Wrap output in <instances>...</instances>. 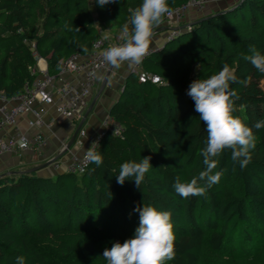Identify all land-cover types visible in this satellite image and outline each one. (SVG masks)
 <instances>
[{
	"label": "trees",
	"instance_id": "1",
	"mask_svg": "<svg viewBox=\"0 0 264 264\" xmlns=\"http://www.w3.org/2000/svg\"><path fill=\"white\" fill-rule=\"evenodd\" d=\"M188 1L168 0L169 10ZM140 2L117 0L101 8L94 0H0V91L11 97L32 83L37 57L54 74L70 55H88L101 31L122 33ZM164 21L153 30L170 31ZM182 26L175 37L167 32L139 65L159 83L140 81L134 71L125 78L108 113L122 130L100 135L94 146L100 166L88 162L80 174L0 175V264H15L19 255L25 264H106L104 249L133 235L139 223L133 208L142 203L171 214L175 255L164 264H203L206 251L230 256L243 246L264 264V127L252 129L255 147L245 167L225 149L213 158L212 174L219 172L220 180L203 195L183 198L173 188L177 179L186 182L207 167L201 155L207 132L186 94L193 79L227 64L236 76L229 85L236 92L233 116L250 127L264 120V74L243 59L249 45L264 52V0H234L189 29ZM144 156L152 167L141 189L128 180L118 184L120 164ZM252 231L262 239L255 241Z\"/></svg>",
	"mask_w": 264,
	"mask_h": 264
},
{
	"label": "clouds",
	"instance_id": "2",
	"mask_svg": "<svg viewBox=\"0 0 264 264\" xmlns=\"http://www.w3.org/2000/svg\"><path fill=\"white\" fill-rule=\"evenodd\" d=\"M103 8L117 0H94ZM169 12L168 0H141L131 10L130 20L122 25L123 42L105 49L102 53L104 61L113 66L127 62L138 65L145 56L153 29L159 25ZM68 27V25H65ZM78 31L80 29L76 27ZM71 30V29H69ZM259 73L264 74V52L254 45H249L248 54L243 56ZM236 76L225 64L221 70L206 77L193 79L186 89V94L194 102V110L199 120L204 123L207 132L205 147L201 150L205 170L188 181L177 179L173 188L183 198L190 195H203L206 187H211L220 180V173L212 174L215 167L213 158L225 149H231V159L245 167L251 157L250 150L255 147L253 128L264 127V120L256 121L251 127L233 116L232 100L236 92L229 91L230 82ZM84 157L97 167L103 163L102 155L94 147L85 149ZM152 164L150 157L144 156L139 161L129 160L120 164L116 182L123 185L126 180L134 182L141 189L145 174ZM203 182V186L201 183ZM138 213L139 223L132 236L123 242L114 240L111 247L102 253L106 264H164L175 255V234L171 222V214L167 210L158 209L152 204L137 205L133 208ZM15 264H25V258L19 255Z\"/></svg>",
	"mask_w": 264,
	"mask_h": 264
},
{
	"label": "built area",
	"instance_id": "3",
	"mask_svg": "<svg viewBox=\"0 0 264 264\" xmlns=\"http://www.w3.org/2000/svg\"><path fill=\"white\" fill-rule=\"evenodd\" d=\"M210 1L223 0H189L185 4L170 9L166 14L164 26L170 27L167 38L177 36L183 24L187 13L194 10L196 13H202L206 10ZM182 28L189 29V24H184ZM123 41H114L105 37H98L92 43L91 52L86 55L73 54L63 60L57 73L50 74L47 71L38 73L32 83L25 84L23 91L15 96L6 97L3 91H0V132L9 126H15L17 118L23 114H30L28 120L30 127L40 128L45 123L44 116L49 106H54L58 114L64 118L82 119L86 108V101L91 95L94 86L97 84L100 76L112 66L104 61L102 53L108 47L122 43ZM149 48L145 54H149ZM140 63L135 65L132 71L136 72L140 81L150 80L152 83H159L160 79L156 75H148L139 69ZM33 73L35 71L33 70ZM69 74L78 75L76 81H70L67 78ZM122 128L110 117L104 122L103 130L93 140L91 147H94L104 131H110L113 134H119ZM86 134L84 129H79L77 144ZM47 145V138L37 131L31 137L15 133L8 137L0 134V157L6 154H22L30 151L39 154ZM89 161L84 157V153L77 155L71 153L64 166V171L80 174L84 171ZM55 169H59L60 163L53 162Z\"/></svg>",
	"mask_w": 264,
	"mask_h": 264
},
{
	"label": "crops",
	"instance_id": "4",
	"mask_svg": "<svg viewBox=\"0 0 264 264\" xmlns=\"http://www.w3.org/2000/svg\"><path fill=\"white\" fill-rule=\"evenodd\" d=\"M234 0L210 1L207 4L204 13H196L190 10L182 25L194 22L200 17L214 13L217 10L223 9L231 5ZM181 25V26H182ZM167 29L157 32L152 35L148 48L160 46L167 33ZM102 37L117 41L118 37L122 36L119 31L110 32L109 30L101 31ZM135 65H129L127 62L121 63L118 66H111L99 78L94 86L91 95L86 101L82 119L79 121L70 118H64L58 114L54 106L47 108V113L44 116L45 123L40 128L30 127L28 120L30 114H23L17 118L15 126H9L3 129L0 134L3 137L11 136L15 133L23 134L31 137L37 131H40L47 138L46 147L39 153L34 154L30 151L22 154H6L0 157V175L3 173L14 174L18 172L37 169L35 172L40 176H51L59 171H64L69 155L76 153L80 155L85 152V149L91 146L96 136L103 130L104 122L109 118L108 113L111 106L119 97L124 80L132 71ZM140 68V66H138ZM36 70L38 73L47 71L46 61L42 58H36ZM109 71V76L103 85L106 74ZM67 78L70 81H76L78 75L69 74ZM82 123L81 129H84L86 134L80 139L81 143L77 144L78 133L72 145L66 148L72 137L75 128ZM66 148V150H63ZM53 162L60 163L59 169H55Z\"/></svg>",
	"mask_w": 264,
	"mask_h": 264
},
{
	"label": "rangeland",
	"instance_id": "5",
	"mask_svg": "<svg viewBox=\"0 0 264 264\" xmlns=\"http://www.w3.org/2000/svg\"><path fill=\"white\" fill-rule=\"evenodd\" d=\"M204 12H202V13H204ZM121 39H122V36L118 37L117 41H120ZM259 85L261 87H264V80H261ZM252 236L254 237L255 241L262 239L261 234L253 232V231H252ZM252 246H254V245H252ZM253 249H255L257 251V246L252 248V250ZM235 250H236V247H235ZM248 251H251V248L249 250H247L246 246H243L240 249L238 247L236 251L230 253V256L228 254H226V255H221L219 257L216 255H213L211 252L206 251V252H204V255L202 257L203 264H220L221 260L224 262H230L234 259H236L238 264H257L256 261L253 260L252 257H250L251 252H248Z\"/></svg>",
	"mask_w": 264,
	"mask_h": 264
},
{
	"label": "water",
	"instance_id": "6",
	"mask_svg": "<svg viewBox=\"0 0 264 264\" xmlns=\"http://www.w3.org/2000/svg\"><path fill=\"white\" fill-rule=\"evenodd\" d=\"M192 23H193V22H192ZM192 23H189V25L192 24ZM182 27H183V26H182ZM166 29H168V28H167V27L157 28V29L153 30V34H152V35H154V34L157 33V32H160V31L166 30ZM172 29H179V28L176 27V28H172ZM110 69H111V68H110ZM109 71H110V70H109ZM109 71H108V73H107L106 76H105V79H104L103 85L105 84V82H106V80H107V78H108V76H109ZM81 125H82V123L78 124V126L75 128V131H74L72 137L70 138V141H69V143L67 144L66 148H69V147L72 145L74 139H75L76 136H77V133H78V131H79ZM66 148H64L63 150H66ZM35 170H37V169H36V168H35V169H32V170H30V172H34ZM5 174H9V173H3V174H1V175H5Z\"/></svg>",
	"mask_w": 264,
	"mask_h": 264
}]
</instances>
